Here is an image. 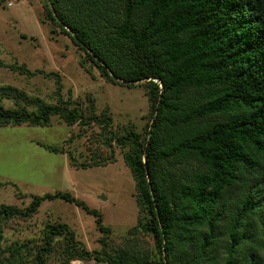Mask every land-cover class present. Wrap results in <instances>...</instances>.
I'll return each instance as SVG.
<instances>
[{"label":"trees","instance_id":"trees-1","mask_svg":"<svg viewBox=\"0 0 264 264\" xmlns=\"http://www.w3.org/2000/svg\"><path fill=\"white\" fill-rule=\"evenodd\" d=\"M44 13L102 76L147 87L145 134L128 129L104 138L127 146L123 158L139 207L132 229L152 236L156 254L151 261L121 247L101 255L76 239L68 223L56 221L46 223L33 264L46 263L60 236L71 257L105 264H264V0H46ZM0 65L59 76L25 63L0 59ZM56 93V101H46L0 84V97L16 101L0 102V125L48 124L52 115L86 124L60 85ZM110 119L101 117L103 132ZM45 146L66 152L73 165L105 162H76L64 146ZM55 197L75 202L101 231H110L96 208L60 189L32 194L22 207L0 203V223L30 216ZM106 245L102 239L101 250Z\"/></svg>","mask_w":264,"mask_h":264},{"label":"rangeland","instance_id":"rangeland-1","mask_svg":"<svg viewBox=\"0 0 264 264\" xmlns=\"http://www.w3.org/2000/svg\"><path fill=\"white\" fill-rule=\"evenodd\" d=\"M45 2L0 0V59L6 64L25 63L30 69L53 71L60 78L40 72L27 75L0 65V84L18 86L46 101H56L60 85L62 98L77 103L87 123L67 124L60 116L52 115L48 124L0 125V203L22 207L32 194L68 190L96 208L110 231H101L95 216L73 201L44 199L32 215L1 221L0 264H33L46 223L56 221L68 223L76 239L101 255L125 247L152 261L156 254L152 236L139 227L132 229L138 221L139 207L135 179L123 158L127 146L104 138L128 129L145 134L149 118L147 87L142 81L127 84L102 76L72 38L45 16ZM0 102L16 105L14 99L5 96ZM103 115L111 117L105 132L99 123ZM45 145L64 146L76 162H105L87 167L73 165L66 152ZM102 239L107 242L105 250H101ZM63 247V237H56L55 248L45 264H105L92 257H71Z\"/></svg>","mask_w":264,"mask_h":264}]
</instances>
